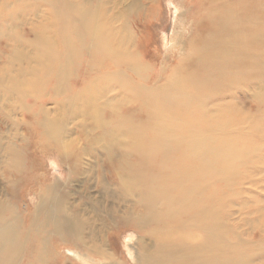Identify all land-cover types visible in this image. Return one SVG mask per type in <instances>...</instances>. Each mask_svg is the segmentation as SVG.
Instances as JSON below:
<instances>
[{
    "label": "bare ground",
    "instance_id": "obj_1",
    "mask_svg": "<svg viewBox=\"0 0 264 264\" xmlns=\"http://www.w3.org/2000/svg\"><path fill=\"white\" fill-rule=\"evenodd\" d=\"M119 2L101 0L96 12L70 0L55 17L54 50L35 33L38 60L53 65L40 63L34 77L54 80L58 107L71 102L94 121L81 128L98 147L96 165L81 173L55 139L72 188L40 182L19 201L24 170L34 182L35 166L23 143L0 137V264L264 260L255 194L264 184V0ZM164 4L172 27L160 48L151 26ZM8 8L0 3V30ZM10 49L6 42L0 54ZM4 61L0 83L8 75L11 85L2 95L23 107L40 89L18 86L25 71L12 76ZM26 122L33 139L50 134L43 109Z\"/></svg>",
    "mask_w": 264,
    "mask_h": 264
},
{
    "label": "rangeland",
    "instance_id": "obj_2",
    "mask_svg": "<svg viewBox=\"0 0 264 264\" xmlns=\"http://www.w3.org/2000/svg\"><path fill=\"white\" fill-rule=\"evenodd\" d=\"M2 1H5L9 5V8L5 11L8 17L2 24L0 33H9L12 39L7 40L4 37L0 39L1 50L6 42L11 47L10 51L6 50L4 55L0 54V67H4V59L7 58L10 66L8 73L10 75L15 76L21 69L25 71L23 73L24 78H22L18 86L26 88L32 85L40 89L37 97L22 107L12 101L6 100V97L2 95L3 90L11 85L10 76L4 75V79L0 83L2 84L0 88V137L2 140H13L17 144L23 143V148L26 147L29 150L25 153L26 165L33 164V167L35 166L33 172L36 179L34 182L26 178L27 174L25 173L29 170L27 168L24 170L23 179L17 188V198L19 201L28 200L30 196L27 197V189L39 190L40 182L47 185V187L55 186L58 178L64 181L65 185L63 186V190L68 192L73 184L69 180L70 178L68 177L66 167L60 163L57 154L54 152L56 140H61V146L65 148L63 149L65 151L61 154H66L74 162L80 159L78 168L82 169L81 173L83 171L86 175L88 170L96 165L93 154L96 153L98 147L92 142L91 134H86L81 126L85 124L86 126L92 127L94 121H82L83 118L79 116L80 108L71 102L58 107L55 104L54 80H38L34 77L36 75L34 73L39 74L40 72L38 71L40 63L47 66L53 65L48 57L43 58L42 61L38 60V53L34 43L35 33L38 32L42 35L43 40H46V44L49 47L53 50L57 47L58 40L54 35L57 29L55 17L57 14L61 13L64 15L67 13L70 0H0V3ZM77 1L80 3H89L92 5V10L96 12L100 10L101 0ZM110 1L120 3L119 0ZM111 7L112 4L109 5L110 9ZM171 27L170 17L166 9V4H164L160 10V19L156 24L151 26L154 46L162 48L161 32H169ZM44 36H46V39H44ZM1 75L2 72L0 70V77ZM245 101L248 104L245 109L248 112H253V106L249 103L250 100L245 99ZM43 102L45 103L43 104ZM40 108L46 111L51 119V127L49 128L50 134L48 136L40 137L37 140L32 138L26 119L27 117L38 114ZM25 109L29 112L26 116H24ZM35 141L40 150L45 149L46 151L43 153H33L32 149L34 148L33 143ZM103 160L101 164H104L105 158ZM84 176H77L78 180L85 178ZM255 194L260 205H264V184L255 190ZM128 235L129 233L127 231L122 230L118 246H120L123 252L125 250L122 243L127 239ZM125 257L127 258V256ZM255 263L264 264V260L261 259Z\"/></svg>",
    "mask_w": 264,
    "mask_h": 264
}]
</instances>
